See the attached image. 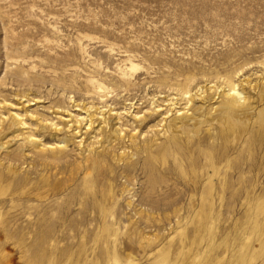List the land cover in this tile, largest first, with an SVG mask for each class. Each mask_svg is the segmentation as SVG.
Here are the masks:
<instances>
[{"label": "rangeland", "instance_id": "1", "mask_svg": "<svg viewBox=\"0 0 264 264\" xmlns=\"http://www.w3.org/2000/svg\"><path fill=\"white\" fill-rule=\"evenodd\" d=\"M231 79L244 80L255 112L264 108L253 89L264 81V0H0V170L10 177L0 188V264L247 256L239 174L207 206L204 152L220 165L219 189L240 153L223 156L222 130L256 131L257 115L225 125L215 98L196 127L174 130L190 105L182 85L195 93ZM159 150L166 164L150 161Z\"/></svg>", "mask_w": 264, "mask_h": 264}, {"label": "bare ground", "instance_id": "2", "mask_svg": "<svg viewBox=\"0 0 264 264\" xmlns=\"http://www.w3.org/2000/svg\"><path fill=\"white\" fill-rule=\"evenodd\" d=\"M243 81L241 84H243ZM241 84H238L239 87H237L231 79L230 81L227 80V84L225 86L218 84L213 86L206 85L199 89L201 92L198 90L195 93H192V90L189 87L190 83L187 82L182 85L181 92L185 95V99H187L186 101L188 104L190 103V105L187 104L188 106L183 109L184 112L179 113L175 117L174 121L178 122H175L177 128L175 127L174 130H179L177 125L181 123H183V127L185 128H188L190 125H194L196 127L199 124V121L196 120L198 119L196 114L204 109L206 102L215 98H217L216 102L218 105L213 107L212 112H226V116L223 117L225 125L228 124L227 117L230 116L238 119L239 123L243 124L247 118L253 119V116L257 115V119L252 121L256 126H258L256 131L253 130L251 126L248 130H245L244 126H237L236 129L224 128L222 130L224 141L226 143L223 146V156H227V153L230 150L233 152L238 151L240 153L238 157L228 161V170H225L223 178L224 182H222L219 186V189L218 185H215L212 181L213 177L220 175L222 170L219 168L220 165L218 166L215 154L211 150H205L204 152L206 162L203 169L206 172H211L207 178L208 184H206V194L210 197V200L206 203L207 206L213 207V193H217L218 190L220 196V193H223L226 188L229 187L227 183V176H235L236 174H239V176L233 186H238V194L233 197L234 206H237L239 201H241L243 205L248 206L246 221L236 224H239V228L242 224L244 225L243 232L246 241L242 248H245L247 251V256L242 252V250L237 252V249L236 252L239 254L237 255L235 252L229 264H254L258 260L257 256H261V262L264 263V108L259 112H255L257 100L250 95V93L246 90V87ZM257 88H259V97L261 101H264V81L256 83L253 86V89L257 90ZM198 101L201 105H196V102ZM180 111L181 109L177 112ZM189 121H192V123H189ZM240 147L241 150L239 149ZM150 156V161L152 160L155 162L159 159L163 164L168 162L167 152L164 150H159L157 154H150ZM245 166H247V172L243 171ZM9 171L14 173L12 169H9ZM7 178H10L8 177V174L5 175L0 170V188L2 182ZM85 180L89 190H91L92 187H95V179L93 177L91 178L90 176V178H86ZM257 191H260V193ZM242 194L245 195L243 202L241 199ZM210 222L212 221H192L195 226L194 228H196L198 223L202 227L206 224H210ZM182 255H187V253L183 252ZM176 262L178 263V261ZM186 262L187 260L184 259L181 261V264H185Z\"/></svg>", "mask_w": 264, "mask_h": 264}]
</instances>
